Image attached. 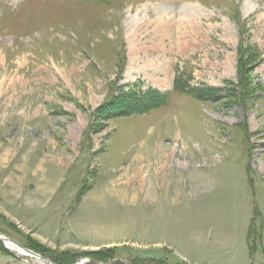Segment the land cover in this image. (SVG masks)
Here are the masks:
<instances>
[{"label":"rangeland","instance_id":"1","mask_svg":"<svg viewBox=\"0 0 264 264\" xmlns=\"http://www.w3.org/2000/svg\"><path fill=\"white\" fill-rule=\"evenodd\" d=\"M0 235L264 264V0H0Z\"/></svg>","mask_w":264,"mask_h":264},{"label":"trees","instance_id":"2","mask_svg":"<svg viewBox=\"0 0 264 264\" xmlns=\"http://www.w3.org/2000/svg\"><path fill=\"white\" fill-rule=\"evenodd\" d=\"M187 88H189L188 87V83L187 82H185V81H181L180 79H177L176 81H175V89L176 90H185V89H187ZM191 91L192 92H195V93H199V94H201V93H203L204 91H201L200 89H191ZM190 92V91H189ZM210 93H212V94H216V92L214 91V90H210L209 91ZM141 100H142V97L140 98ZM127 102H128V100H126ZM122 104V103H121ZM125 103H123L122 105H123V107L126 105H124ZM122 107V106H121ZM117 110H119V107H118V109ZM122 115H125V112L124 113H121ZM1 246H2V244H1ZM2 248L8 253V254H10L3 246H2ZM34 251H36V252H38V253H40V254H44L45 252L43 251V250H40V249H38V248H36L35 246H33V247H31ZM92 255H98V254H100V255H102L100 252H92L91 253ZM46 255H47V257H49V259H51L54 263H56V264H62L61 262H58L57 260H56V258H54V257H50V256H48V254L46 253ZM91 259H93V260H95L96 262H99V261H102V260H100V259H98V258H94V257H92ZM111 259L112 258H110L109 260H107V261H104V262H102V263H105V264H108L109 263V261H111ZM72 263H74V262H72ZM71 263V264H72ZM114 264H124L123 262H120V261H117L116 263H114Z\"/></svg>","mask_w":264,"mask_h":264},{"label":"water","instance_id":"3","mask_svg":"<svg viewBox=\"0 0 264 264\" xmlns=\"http://www.w3.org/2000/svg\"><path fill=\"white\" fill-rule=\"evenodd\" d=\"M0 243L3 244L4 248L10 252L12 255H14L15 257H17L18 259L22 260V261H25V262H28V263H31V258L32 257H39L40 259L44 260V261H47L49 262L50 264H55L53 263L52 261H50L49 259L47 258H44L43 256L35 253L34 251L30 250V249H27V248H24L22 247L16 240L14 239H11V238H7L5 236H2L0 235ZM7 243H12L14 245H16L17 247L21 248L22 250L25 251V253H17L13 250H11L8 246H7Z\"/></svg>","mask_w":264,"mask_h":264},{"label":"bare ground","instance_id":"4","mask_svg":"<svg viewBox=\"0 0 264 264\" xmlns=\"http://www.w3.org/2000/svg\"><path fill=\"white\" fill-rule=\"evenodd\" d=\"M156 22H158V23H157V26H159V28L166 29V26H167V22H166V21H163L162 19H160V20H156ZM133 44H134V43H133ZM160 84H161V85H162V84H165V82H160ZM7 246H8L9 248L12 247V248H14V249H17V250L21 251L22 253H25L24 250H22L21 248L17 247L16 245H14V244H12V243H7ZM35 258H37V259H39V260H42V259H40L39 257H35ZM42 261H44V260H42ZM41 264H50V263L47 262V261H45V262H41Z\"/></svg>","mask_w":264,"mask_h":264}]
</instances>
